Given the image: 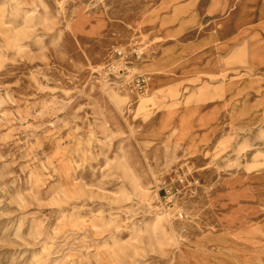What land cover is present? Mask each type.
<instances>
[{
    "label": "rangeland",
    "instance_id": "rangeland-1",
    "mask_svg": "<svg viewBox=\"0 0 264 264\" xmlns=\"http://www.w3.org/2000/svg\"><path fill=\"white\" fill-rule=\"evenodd\" d=\"M242 2L0 0V264H179L226 235L228 190L264 172V128L189 151L184 87L149 85L179 66L184 31ZM237 230L232 246H261Z\"/></svg>",
    "mask_w": 264,
    "mask_h": 264
},
{
    "label": "crops",
    "instance_id": "crops-1",
    "mask_svg": "<svg viewBox=\"0 0 264 264\" xmlns=\"http://www.w3.org/2000/svg\"><path fill=\"white\" fill-rule=\"evenodd\" d=\"M254 6L260 9V16L250 9L251 15H246L243 25L244 36L237 19L239 11H218L207 20L211 24L206 29L201 31L199 25L189 28L184 31L187 38L168 49H179L174 57L179 56L181 61L171 77L159 78L155 89L178 83L184 87L188 111L183 120L187 123H180L177 129H188L183 142L189 151L212 153L216 145L235 135V129L264 128V0H257ZM198 12V17L206 15ZM248 31L260 34L262 39L249 38ZM253 49L260 53L258 71L248 70L252 62L247 60V53ZM238 56L244 57L239 63ZM247 178L228 190L229 198L222 206L226 211L220 219L227 232L223 235L228 238L227 234L235 233L237 228L248 240L260 241L261 246L245 247L240 243L234 247L229 238L230 246L220 248L219 255L227 256L234 264L242 255L253 256L252 262L264 264V172L253 175L252 183Z\"/></svg>",
    "mask_w": 264,
    "mask_h": 264
},
{
    "label": "bare ground",
    "instance_id": "bare-ground-1",
    "mask_svg": "<svg viewBox=\"0 0 264 264\" xmlns=\"http://www.w3.org/2000/svg\"><path fill=\"white\" fill-rule=\"evenodd\" d=\"M257 0H243L239 12H238V21L239 25L242 27L246 22L245 15H251V12L256 10L255 16H260V9L255 8V3ZM252 8V11L250 12V9ZM258 13V14H257ZM241 15V16H240ZM240 16V17H239ZM240 27V28H241ZM158 81L153 80L150 82L149 88L150 90H154L156 88ZM188 129H177L175 132V137L177 140H182L187 137ZM258 173L257 175H259ZM213 242L216 244V250H213L211 254H207L204 252V248L207 243ZM194 245V246H193ZM189 245V246H183L180 247L177 253V262L179 264H234V262H230L228 258H223L219 255V249L217 247L221 246H229V238L223 237V236H215V235H209L203 238H200L198 241H196V244Z\"/></svg>",
    "mask_w": 264,
    "mask_h": 264
}]
</instances>
